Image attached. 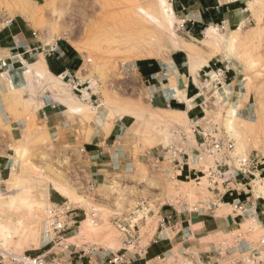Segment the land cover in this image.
Here are the masks:
<instances>
[{"label":"rangeland","instance_id":"374dc122","mask_svg":"<svg viewBox=\"0 0 264 264\" xmlns=\"http://www.w3.org/2000/svg\"><path fill=\"white\" fill-rule=\"evenodd\" d=\"M216 1L165 0L174 10L167 17L162 0H0V145L8 153L0 179L1 248L49 259L68 245L73 252L88 246L117 251L122 244L116 222L142 203L148 209L145 242L158 240L157 218L171 211L180 192L192 205L211 192L224 193L222 182L212 183L208 176L217 160L208 145H235L233 157L245 154L259 162L252 171L256 176L230 185L235 202L264 197V0L206 10ZM21 6L29 16L20 13ZM246 15L252 18L243 24ZM11 22L19 31L30 25L44 47L60 42L76 50L83 59L78 78L42 86L40 58L25 56L22 65L20 58H6L18 31L8 30ZM143 61L150 63L139 67ZM36 88L45 91V102L51 98L57 105L55 111H67L65 124L87 131L79 144L57 145L52 132L39 128L26 143L9 147L12 128L4 107L10 114L33 113L39 107ZM125 115L131 121L118 132L116 153L126 154L129 167L111 169L106 182L96 183L80 143L92 136L105 140L113 122ZM190 157L198 172L186 179L175 166ZM58 201H69L82 223L67 241L44 246L47 209ZM234 208L219 203L211 211L232 215ZM242 223V232L251 228L249 221ZM170 247L159 242L151 254Z\"/></svg>","mask_w":264,"mask_h":264},{"label":"built area","instance_id":"2783aa9c","mask_svg":"<svg viewBox=\"0 0 264 264\" xmlns=\"http://www.w3.org/2000/svg\"><path fill=\"white\" fill-rule=\"evenodd\" d=\"M48 108L57 109L51 98L46 99ZM42 117L47 119L45 109ZM22 124V123H20ZM204 146V145H203ZM211 147L217 160L215 167L210 169L209 178L212 183L215 180L222 182L223 187L231 192L230 185L241 177L254 175L252 171L257 168L258 160L249 155H235V145H208ZM85 153V149L80 150ZM101 155L92 156L99 160ZM125 154H116L112 159V169L120 170L121 167H129V163L123 162ZM234 160V161H233ZM233 162V163H232ZM220 183H218V186ZM204 202L192 205L181 194L174 197L171 203V211L160 214L157 218L158 240L150 239L145 242L147 232H144L148 209L145 203L140 204L132 211L124 213V217L118 219L116 227L121 236V248L117 251L104 250L95 246H88L79 251L69 250V245L61 255L49 259L46 254L18 255L6 251L0 247V264H257L264 254V236L253 244L243 238L241 231L225 233L216 240H202L196 237L191 229L189 216L194 213H203ZM236 213H239L243 221H249L251 228L259 225L253 219L250 210L240 201L234 202ZM215 206V204H212ZM210 209V208H209ZM48 217L44 224V246H48L55 240L67 241L69 234L77 233V225H81L79 214L69 202H51L47 209ZM159 212V211H158ZM160 213V212H159ZM157 213V214H159ZM85 216L87 214L85 213ZM92 223H96L97 214L90 213ZM140 218V220H139ZM252 220V221H250ZM259 227V226H258ZM241 229V226H240ZM67 237V238H66ZM175 241V245L173 244ZM169 242L170 248L151 254V248L159 242ZM78 248V247H76ZM54 247L50 248L51 252ZM95 260V262H94Z\"/></svg>","mask_w":264,"mask_h":264},{"label":"crops","instance_id":"0c3cea01","mask_svg":"<svg viewBox=\"0 0 264 264\" xmlns=\"http://www.w3.org/2000/svg\"><path fill=\"white\" fill-rule=\"evenodd\" d=\"M207 1V0H203ZM216 5L214 6H207L206 10L209 9H217L219 6H222L223 4H230V3H237L240 2V0H217ZM203 14L205 12L204 9H202ZM251 15H246V18L244 17L242 19V23L244 24L247 21H250ZM252 18V17H251ZM200 20L202 22L210 24V19L208 20L205 16L200 15ZM24 23V21H22ZM22 23V24H23ZM224 23V22H223ZM25 24V23H24ZM25 30L19 31L20 26L18 24H15L11 22L10 26H8L9 31H13L18 29V31L11 35L14 41V46L10 48V51L6 54V58H20L21 65L24 63H27V60L25 59V56L30 57H37L40 58L41 61H43V74L46 78V83H42V86H47L50 83L54 82V79L58 78H65V77H72V78H78V72L83 64L82 58L78 55L76 50H74L70 45L63 44L60 42H56L55 44L51 45V47H44L41 45V42L39 41V37L33 31L30 27V25L26 24L24 25ZM32 32V34H24L25 32ZM31 35L35 38H31ZM27 38V39H26ZM36 42V43H35ZM26 46L29 48L28 50H24L23 52H17L13 53L12 51L20 50ZM19 60V61H20ZM81 60V63L77 65V63ZM17 61V62H19ZM1 62V61H0ZM34 65V64H33ZM2 66H7L6 63L2 64ZM1 67V65H0ZM10 68L14 69L15 66L12 64L9 66ZM48 81V82H47ZM45 91H42L41 89L36 88V101L39 103V107L37 110H34L33 113L30 114V112H20L19 114L16 113H8L6 107L5 108V115L6 120L8 122V125L12 128L10 131V135H7L8 138V145L9 147H13L18 145L20 141L27 142L30 139L31 133H37L39 132V128H42L43 130H48V132H52V134L55 137L54 142L57 145H64V146H72L75 144H79L77 142L78 137L80 134L87 133V131H83L81 127L79 128H72L68 124H65L66 121L64 120L65 114L67 111H55L51 108H46L45 111L47 112V119H42V112L40 110L47 106L45 102L44 95ZM44 100V101H43ZM4 104L3 100L0 98V102ZM26 101V100H25ZM23 105V101L20 103ZM4 106V105H3ZM30 114V115H29ZM30 116V117H29ZM29 117V118H28ZM36 117V120H35ZM36 121V122H35ZM131 119L129 116H123L121 118L116 119L109 132L107 137H105V140L102 141L100 139V136H92L88 141H85L84 143H80L81 149H85V153L87 157L89 158L91 162V166L93 168L92 176L94 177V180L96 183H104L106 182L108 174H110V171L112 169V159L111 157H114L117 153V151L120 149V145H118L117 138H118V132L120 129L126 126V123H130ZM22 123V124H20ZM69 127V128H67ZM71 129V130H70ZM59 141V142H58ZM54 144V145H56ZM202 146V145H201ZM201 146L198 145L199 150L201 149ZM203 147V146H202ZM2 145H0V179H3V173L6 171V167L4 163V158H7V152L4 154L2 153ZM80 149V150H81ZM205 149V148H204ZM195 153V152H194ZM125 154V153H124ZM101 155V158L99 160L92 159V156ZM126 156V154H125ZM126 163H129L127 158H124L122 160ZM196 158L190 157L187 159V161L182 165H176L175 169L176 172L179 173L178 175L184 176L186 179L191 177V174L196 175L197 169L192 168L195 164ZM7 163V161H6ZM194 171V173H192ZM189 173V176L187 175ZM199 178V177H198ZM197 178V179H198ZM195 179V181H197ZM180 183H184L183 181ZM244 186L243 184H240ZM227 188H223L224 193H218V192H211V195H209L205 200H201L200 202H204L201 206H204L205 210L203 213H194L189 216L190 223H191V229L193 233L196 235V237L201 238L202 240H216L218 237H221L225 233L239 230L242 232V218L239 213H236V210L232 211V215H216V212L219 211L216 209L215 211H211L212 204H216L219 206V203L221 205H226L230 207H235V204L233 201L235 199L232 198V193L227 192ZM184 198L190 202V197L188 194L180 192ZM239 196V195H238ZM240 202L250 210V213L253 215V219L256 220V222L259 224V229L257 230H248L243 233V238L247 240L249 243L258 244V242L262 239L264 236V197H257L253 198L248 197L247 199H239ZM63 202V201H62ZM235 202V201H234ZM61 203V202H56ZM210 208V209H209ZM213 212V213H212ZM232 217L233 221L230 223H227L226 218ZM200 226V228L196 231L193 229L194 226ZM241 226V229H240ZM161 252V251H159ZM158 253V252H157ZM257 264H264V254L260 257V262Z\"/></svg>","mask_w":264,"mask_h":264},{"label":"bare ground","instance_id":"6f19581e","mask_svg":"<svg viewBox=\"0 0 264 264\" xmlns=\"http://www.w3.org/2000/svg\"><path fill=\"white\" fill-rule=\"evenodd\" d=\"M165 1V0H164ZM163 0H162V2H163V5H165V9H163L164 10V13H165V15L167 16V17H170L171 15H173V13H174V10H173V8L169 5V6H167L166 5V3L164 2ZM30 10L29 9H27V8H24L23 6H21V10H20V13L21 14H23V15H25V16H29L30 14V12H29ZM62 17H63V15H62ZM147 56V55H146ZM75 111L76 110H74V113H75ZM260 191L261 192H263L264 193V185H262V186H260ZM86 222V221H85ZM85 222H84V224H85ZM83 224V226H85Z\"/></svg>","mask_w":264,"mask_h":264},{"label":"trees","instance_id":"16d2710c","mask_svg":"<svg viewBox=\"0 0 264 264\" xmlns=\"http://www.w3.org/2000/svg\"><path fill=\"white\" fill-rule=\"evenodd\" d=\"M148 63H150L149 61H143V62H140L138 65L139 67H143L144 65H147ZM142 70V73L144 74V76H148V73H146L145 70H143V68L141 69ZM158 71H154V73H157ZM151 75V73H150Z\"/></svg>","mask_w":264,"mask_h":264}]
</instances>
